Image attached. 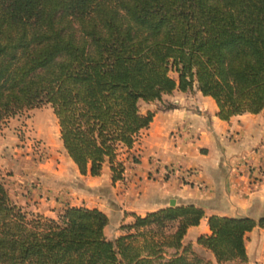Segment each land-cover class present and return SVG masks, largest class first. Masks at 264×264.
<instances>
[{
  "label": "trees",
  "instance_id": "16d2710c",
  "mask_svg": "<svg viewBox=\"0 0 264 264\" xmlns=\"http://www.w3.org/2000/svg\"><path fill=\"white\" fill-rule=\"evenodd\" d=\"M194 87L221 119L264 107V0H0V122L49 103L81 174L106 162L122 178L123 154L154 114L141 103L169 109L164 95ZM131 214L112 240L101 209L26 212L0 181V264L244 262L245 233L264 227V215H209L196 238L205 258L183 241L202 207Z\"/></svg>",
  "mask_w": 264,
  "mask_h": 264
},
{
  "label": "crops",
  "instance_id": "0c3cea01",
  "mask_svg": "<svg viewBox=\"0 0 264 264\" xmlns=\"http://www.w3.org/2000/svg\"><path fill=\"white\" fill-rule=\"evenodd\" d=\"M165 96L176 106L159 109L154 101L143 102L142 110L151 109L154 114L134 146L123 154L122 178L113 181L106 162L99 175L81 174L70 157L59 169L50 167L42 175L49 184L42 187L39 198L45 200L47 194L54 204L44 214L66 205L97 207L109 218L105 233L113 227L112 237H116L120 225L133 220L131 213L144 215L168 206L171 199L175 204L193 203L205 214L198 224L188 227L183 241H190L196 251H205L210 257L211 252L196 242L200 234L210 232L209 215L263 216L264 107L257 113L221 119L215 100L195 87ZM2 147L0 139V152ZM77 174L83 181L78 185L73 181L79 178ZM29 177L27 174V183ZM14 180L16 185L26 182L17 176ZM70 184L76 189L65 195ZM245 251L246 261L225 264H264V227L256 225L245 233Z\"/></svg>",
  "mask_w": 264,
  "mask_h": 264
},
{
  "label": "rangeland",
  "instance_id": "374dc122",
  "mask_svg": "<svg viewBox=\"0 0 264 264\" xmlns=\"http://www.w3.org/2000/svg\"><path fill=\"white\" fill-rule=\"evenodd\" d=\"M165 99L168 98L165 96ZM144 106L142 102L141 109ZM0 136L1 145L5 146L0 152V181L6 187L11 199L23 210L44 214V210L51 208L54 203L47 194L45 200L39 198L43 195L42 187L49 184L43 181L42 175L49 171L50 167L59 169L70 161L62 145L58 119L52 107L49 103H44L6 117L0 122ZM27 174L30 176L28 183ZM16 176L26 179V182L23 183L20 179V184L16 185L14 180ZM77 176L79 178H74L73 181L78 185L83 181L80 175ZM72 185H66L69 189L66 193L63 192L65 195L76 189ZM62 209L45 215L56 217ZM114 233L113 227H109L106 235L113 240ZM196 252L205 258L209 257L205 251Z\"/></svg>",
  "mask_w": 264,
  "mask_h": 264
},
{
  "label": "water",
  "instance_id": "95a60500",
  "mask_svg": "<svg viewBox=\"0 0 264 264\" xmlns=\"http://www.w3.org/2000/svg\"><path fill=\"white\" fill-rule=\"evenodd\" d=\"M169 205H175V200H174V199H171V200L169 201Z\"/></svg>",
  "mask_w": 264,
  "mask_h": 264
},
{
  "label": "built area",
  "instance_id": "2783aa9c",
  "mask_svg": "<svg viewBox=\"0 0 264 264\" xmlns=\"http://www.w3.org/2000/svg\"><path fill=\"white\" fill-rule=\"evenodd\" d=\"M186 172H188V170H186Z\"/></svg>",
  "mask_w": 264,
  "mask_h": 264
}]
</instances>
